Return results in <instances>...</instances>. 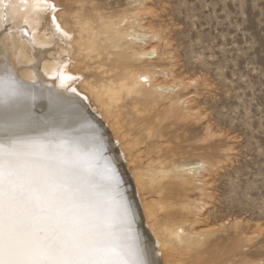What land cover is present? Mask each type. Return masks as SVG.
Instances as JSON below:
<instances>
[{
    "label": "bare ground",
    "instance_id": "1",
    "mask_svg": "<svg viewBox=\"0 0 264 264\" xmlns=\"http://www.w3.org/2000/svg\"><path fill=\"white\" fill-rule=\"evenodd\" d=\"M151 15L149 0H0V63L28 93L21 111L56 116L46 130L86 149L117 217L130 209L126 243L148 247L153 264H233L218 247L223 228L202 219L219 165L187 144L200 124L191 83L163 67L169 40Z\"/></svg>",
    "mask_w": 264,
    "mask_h": 264
},
{
    "label": "rangeland",
    "instance_id": "2",
    "mask_svg": "<svg viewBox=\"0 0 264 264\" xmlns=\"http://www.w3.org/2000/svg\"><path fill=\"white\" fill-rule=\"evenodd\" d=\"M149 1L152 27L169 40L163 67L191 83L187 98L200 116L187 144L219 165L205 179L202 219L223 228L218 247L233 264H264V0ZM113 3L114 12L125 8Z\"/></svg>",
    "mask_w": 264,
    "mask_h": 264
},
{
    "label": "snow or ice",
    "instance_id": "3",
    "mask_svg": "<svg viewBox=\"0 0 264 264\" xmlns=\"http://www.w3.org/2000/svg\"><path fill=\"white\" fill-rule=\"evenodd\" d=\"M27 95L0 63V264H153L125 242L130 209L109 207L86 149L46 130L56 116L21 111Z\"/></svg>",
    "mask_w": 264,
    "mask_h": 264
}]
</instances>
